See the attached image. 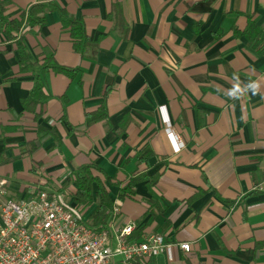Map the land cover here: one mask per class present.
Segmentation results:
<instances>
[{
  "label": "crops",
  "instance_id": "0c3cea01",
  "mask_svg": "<svg viewBox=\"0 0 264 264\" xmlns=\"http://www.w3.org/2000/svg\"><path fill=\"white\" fill-rule=\"evenodd\" d=\"M38 3L80 20L88 43L75 52L55 11L40 28L22 24L30 62L47 51L78 70L45 74L48 98L34 118L39 109L20 104L31 77L17 74L13 39L0 32L2 197L39 186L73 208L75 185L64 181L91 163L111 180L118 213L107 222H133L132 240L189 244L145 264H264V54L239 33L247 16L264 30V0H0V10L14 20ZM100 107L104 118L88 121ZM134 171L157 179L118 200L114 182Z\"/></svg>",
  "mask_w": 264,
  "mask_h": 264
},
{
  "label": "built area",
  "instance_id": "2783aa9c",
  "mask_svg": "<svg viewBox=\"0 0 264 264\" xmlns=\"http://www.w3.org/2000/svg\"><path fill=\"white\" fill-rule=\"evenodd\" d=\"M4 185L0 180V264H145L160 254L170 261L174 249L189 250L188 243L165 242L159 234L130 239L134 223L113 222L117 204L106 228L93 232L51 192L36 186L15 201L2 197Z\"/></svg>",
  "mask_w": 264,
  "mask_h": 264
},
{
  "label": "trees",
  "instance_id": "16d2710c",
  "mask_svg": "<svg viewBox=\"0 0 264 264\" xmlns=\"http://www.w3.org/2000/svg\"><path fill=\"white\" fill-rule=\"evenodd\" d=\"M46 11H55L59 18V27L67 32L71 41L72 49L82 55L84 48L87 46L88 38L85 33L84 26L80 20L73 19L65 14V12L51 4H34L27 8L25 13L19 19L7 20L2 16L0 10V32H3L8 39H13V51L16 55L17 74L29 75L32 80V87L27 96L20 101L22 111L34 113L35 107L39 109V114L35 113L34 118L40 115V108L47 100L45 93V74L48 72L55 74H63L68 78H73L77 74V69L67 68L56 64L53 55L50 52L44 51L39 60L30 62L28 52L21 38L16 37L23 23L28 27L40 28L44 25V13ZM194 34L197 33L194 27ZM246 40L250 49L258 54H264V30L260 29L251 20L246 17V25L239 32ZM215 36V35H214ZM103 108L97 109L96 113L88 121H96L103 119ZM89 117V116H88ZM42 130L38 129V133ZM43 137L38 136L35 142H30L25 145L23 154H31L37 149V145L43 141ZM0 144H4L0 139ZM149 154H146L138 160L145 163ZM92 171L98 169L91 163L81 165L74 169L69 176L66 177L64 185L73 183L75 190L72 194L75 203L74 213L81 212L94 205L92 211L85 221V225L93 232H100L106 228L107 219L111 213L112 202L108 196L106 185L111 183V180L103 175L100 180L93 174ZM157 179V174L148 176L145 171L137 173L134 171L122 182H114L117 186L116 198L123 200L133 195L134 187L138 183L153 185ZM136 235H131L130 239H136Z\"/></svg>",
  "mask_w": 264,
  "mask_h": 264
},
{
  "label": "rangeland",
  "instance_id": "374dc122",
  "mask_svg": "<svg viewBox=\"0 0 264 264\" xmlns=\"http://www.w3.org/2000/svg\"><path fill=\"white\" fill-rule=\"evenodd\" d=\"M82 214V213H81Z\"/></svg>",
  "mask_w": 264,
  "mask_h": 264
}]
</instances>
